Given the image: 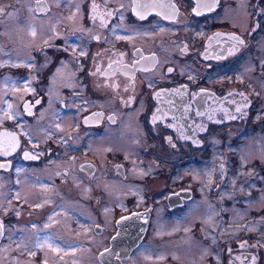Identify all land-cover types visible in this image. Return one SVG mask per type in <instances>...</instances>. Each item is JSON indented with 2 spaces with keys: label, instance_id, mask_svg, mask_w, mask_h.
I'll list each match as a JSON object with an SVG mask.
<instances>
[{
  "label": "flooded vegetation",
  "instance_id": "obj_1",
  "mask_svg": "<svg viewBox=\"0 0 264 264\" xmlns=\"http://www.w3.org/2000/svg\"><path fill=\"white\" fill-rule=\"evenodd\" d=\"M41 1L0 0V181L62 200L72 217L92 214L101 264L118 222L139 214L125 224L138 242L111 256L127 264L142 247H163L162 222L197 195L198 184L173 179L175 161L211 155L212 132L250 126L264 75V0ZM110 181L134 188L100 185ZM13 200L40 222L52 208ZM18 221L0 212V246ZM224 249L221 261L200 264H258L245 244ZM143 264L183 262L168 254Z\"/></svg>",
  "mask_w": 264,
  "mask_h": 264
},
{
  "label": "rangeland",
  "instance_id": "obj_2",
  "mask_svg": "<svg viewBox=\"0 0 264 264\" xmlns=\"http://www.w3.org/2000/svg\"><path fill=\"white\" fill-rule=\"evenodd\" d=\"M10 16L11 12L7 14L6 22H10ZM259 46H264V39L260 40ZM260 57L263 62L264 55ZM253 68L254 64L248 58L244 65L247 76L253 75ZM255 82L259 102L250 126L235 125L223 130V134L212 132L209 135L211 155L199 158L197 162L189 161L184 166L175 161L173 179L198 184L195 186L197 195L178 215L162 222L160 232L167 237L163 247L157 251L150 245L142 247L127 264L158 261L168 254L183 264H200L207 255H214L221 261L225 246L234 248L239 244L255 251L259 256L258 264H264V75L262 80L255 79ZM100 185L107 190L122 191V194L134 188L118 181ZM81 186L80 192L89 190V186ZM46 190L50 189L46 186L40 189ZM31 191L23 188L11 192L9 185L0 181V212L6 216L9 210L13 211L19 217L17 226H23L22 229L9 226L0 246V264H101L97 254L104 241L93 235L90 229L96 218L92 214H82L78 205L79 212L72 217L70 215L74 213L67 205L64 207L62 200L55 203L54 199L40 198L37 196L40 192ZM13 199L39 205L48 202L52 208L46 219L40 222L22 211L20 204L17 206ZM111 216V213H105L104 221H110ZM58 227L63 231L47 235ZM20 230L24 233H19ZM41 233L47 236L41 238ZM58 235L61 242L56 241ZM77 237H80V244L75 242Z\"/></svg>",
  "mask_w": 264,
  "mask_h": 264
},
{
  "label": "water",
  "instance_id": "obj_3",
  "mask_svg": "<svg viewBox=\"0 0 264 264\" xmlns=\"http://www.w3.org/2000/svg\"><path fill=\"white\" fill-rule=\"evenodd\" d=\"M41 2H45V1L42 0ZM137 220H141V216H139V214L137 213H134L132 215L124 216L122 220L118 222L120 230L118 234L115 237H113L111 246L109 248L103 249V251L100 252V254L98 255V258L99 260H101V262H103L104 264H115V262L112 261L111 256L114 255V252L117 249L121 250L122 254H125L128 253L131 250V248L135 246L140 236L139 234H135V235L125 234L126 231L129 229L125 226V224H129L126 222L129 221L133 222ZM140 231L142 232L143 229H140Z\"/></svg>",
  "mask_w": 264,
  "mask_h": 264
},
{
  "label": "snow or ice",
  "instance_id": "obj_4",
  "mask_svg": "<svg viewBox=\"0 0 264 264\" xmlns=\"http://www.w3.org/2000/svg\"><path fill=\"white\" fill-rule=\"evenodd\" d=\"M228 39H229V40H234V41H236L237 43H240V44L243 43V41L239 40L238 37L230 36V37H228ZM230 95H231V94H230ZM241 95H243V94H241ZM236 110L239 111V108H237ZM154 119H155V118H154Z\"/></svg>",
  "mask_w": 264,
  "mask_h": 264
}]
</instances>
